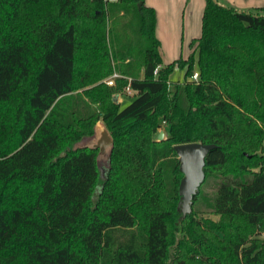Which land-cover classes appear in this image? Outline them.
<instances>
[{"label":"trees","instance_id":"16d2710c","mask_svg":"<svg viewBox=\"0 0 264 264\" xmlns=\"http://www.w3.org/2000/svg\"><path fill=\"white\" fill-rule=\"evenodd\" d=\"M205 1L190 54L164 64L145 0H0V264H264V7ZM99 120L104 177L83 146ZM188 142L216 144V181L181 218Z\"/></svg>","mask_w":264,"mask_h":264},{"label":"crops","instance_id":"0c3cea01","mask_svg":"<svg viewBox=\"0 0 264 264\" xmlns=\"http://www.w3.org/2000/svg\"><path fill=\"white\" fill-rule=\"evenodd\" d=\"M155 8L157 15L156 35L160 40L163 63H169L179 56L186 58L180 50L182 42L189 47L193 38L201 33L205 0H145ZM223 4L239 9L264 7V0H220ZM198 15V21L193 18ZM199 22V24H198ZM200 27V28H199ZM191 30V31H190ZM191 32V33H190ZM185 46V45H184ZM183 46V47H184ZM188 54V55H189ZM166 58V59H165Z\"/></svg>","mask_w":264,"mask_h":264},{"label":"water","instance_id":"95a60500","mask_svg":"<svg viewBox=\"0 0 264 264\" xmlns=\"http://www.w3.org/2000/svg\"><path fill=\"white\" fill-rule=\"evenodd\" d=\"M164 138L165 131L161 130L158 139ZM83 146L97 149V160L109 163L114 148V139L102 120L96 123L94 134L85 139ZM215 147L216 144L202 142L179 143L174 146L180 160V169L184 174L179 186L181 218L193 210L194 197L199 193L200 186L206 177L204 169L206 157Z\"/></svg>","mask_w":264,"mask_h":264},{"label":"rangeland","instance_id":"374dc122","mask_svg":"<svg viewBox=\"0 0 264 264\" xmlns=\"http://www.w3.org/2000/svg\"><path fill=\"white\" fill-rule=\"evenodd\" d=\"M194 20L198 21V15L195 16L193 18ZM199 24V22H198ZM200 28V27H199ZM191 31V30H190ZM201 31V29H200ZM191 33V32H190ZM201 34V33H200ZM185 45V46H184ZM184 46V47H183ZM183 53H184V56H188L189 54V47L188 45L184 42H182V48L180 49ZM181 57V56H179ZM184 58V57H183ZM166 59V58H165ZM115 74V73H114ZM113 74V75H114ZM112 75V76H113ZM112 76H109V77H106L104 78L102 81L104 83H107V81L112 77ZM185 79V68H182V67H178L176 66L173 70V72L171 73L170 75V81L172 83H175V82H178V81H183ZM108 84V83H107ZM94 85V84H93ZM92 85H89L87 86L86 88L88 87H91ZM172 87V86H171ZM83 89H79L78 91H82ZM118 94V101L122 104V106L126 105L127 103H129L132 98H133V92H119L117 93ZM115 94V95H117ZM92 107H95L94 105ZM161 130H164L165 131V137H166V131H167V124L165 121H162V125H161V128L157 131V133H155V137L157 140L158 139V134ZM99 166L101 168V173H102V177L106 176V172L108 170V167H109V163L107 161H99ZM216 181L215 177H210L206 180V183L201 186V192L202 194L204 195H207V196H210V194L213 193V188H212V185L214 184V182ZM196 207L199 209V215L201 216H204V217H207V218H212L214 220H218L219 219V215H216L214 213H211L208 211V206L206 204V200H204L202 197L200 199H198V201L196 202ZM261 237H264V232L261 234ZM173 248L171 249V256H170V259H169V262L172 258V253H173Z\"/></svg>","mask_w":264,"mask_h":264},{"label":"built area","instance_id":"2783aa9c","mask_svg":"<svg viewBox=\"0 0 264 264\" xmlns=\"http://www.w3.org/2000/svg\"><path fill=\"white\" fill-rule=\"evenodd\" d=\"M158 69V68H157ZM157 69L155 70V72H157ZM116 76H118V74L117 73H115L108 81H107V83L109 84V85H113L114 84V82H115V77ZM198 78H199V72L198 71H196L195 73H194V75L192 76V79H194V80H198ZM126 91L127 92H132L131 91V89L129 88V87H127L126 88Z\"/></svg>","mask_w":264,"mask_h":264}]
</instances>
